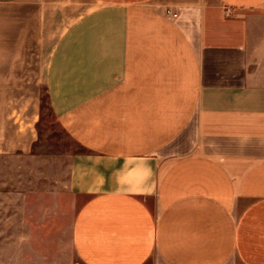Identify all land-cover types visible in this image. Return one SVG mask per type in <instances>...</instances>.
<instances>
[{
    "label": "crops",
    "instance_id": "crops-1",
    "mask_svg": "<svg viewBox=\"0 0 264 264\" xmlns=\"http://www.w3.org/2000/svg\"><path fill=\"white\" fill-rule=\"evenodd\" d=\"M43 96L82 149L56 193L72 258L264 264V0H0V237L9 205L12 237H52Z\"/></svg>",
    "mask_w": 264,
    "mask_h": 264
},
{
    "label": "rangeland",
    "instance_id": "rangeland-1",
    "mask_svg": "<svg viewBox=\"0 0 264 264\" xmlns=\"http://www.w3.org/2000/svg\"><path fill=\"white\" fill-rule=\"evenodd\" d=\"M42 111L39 122L37 123L35 131V140L33 143L34 152L37 154L35 160L37 176V183L35 185L36 198H43L44 191L48 190L47 185L43 186V183L38 182L39 171L41 177L43 172L46 176L50 175L51 192L49 197L51 200V213L52 218L56 221L50 223H44L42 219L43 206H37V216L35 226L37 231L42 233H51L52 237H35V238H17L12 237V231L19 223H13L14 213L11 211V206L5 207V215L3 222V234L0 237V247L7 249L15 248L18 250L21 246L32 247L30 257L33 258L35 264H81V261L77 257L72 258L73 248L72 239L70 237V228L65 225L71 219L74 211V204L76 198L68 191L67 199L60 201L59 194H56L59 189L64 188L65 181H69L70 176V164L73 154L79 152L81 147L77 142L60 126L56 116L47 103V98L42 97ZM30 170L29 174L31 175ZM47 179V177H46ZM11 184V183H10ZM33 185V184H32ZM33 185V186H34ZM11 187V186H10ZM9 189L5 200L12 202L16 196L15 191ZM56 199V200H55ZM78 198V206L81 200ZM60 203L61 207L58 205ZM67 212L62 217L58 216V212ZM16 216H18L16 214ZM51 219V215H46ZM58 217V218H57ZM65 217V218H64ZM38 233V232H37ZM5 264H10L11 254H5Z\"/></svg>",
    "mask_w": 264,
    "mask_h": 264
}]
</instances>
